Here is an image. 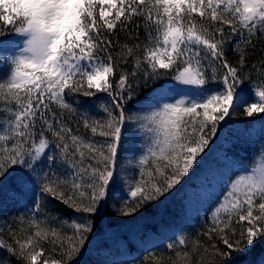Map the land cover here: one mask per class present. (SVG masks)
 <instances>
[{
	"label": "snow or ice",
	"instance_id": "6c2138e0",
	"mask_svg": "<svg viewBox=\"0 0 264 264\" xmlns=\"http://www.w3.org/2000/svg\"><path fill=\"white\" fill-rule=\"evenodd\" d=\"M9 36L0 39V188L14 178L32 199L0 222V264H77L89 217L110 196L121 197L119 217L156 207L226 118L243 110L264 121V56L252 59L264 52V0H0V37ZM131 125L143 143L128 152L133 175L117 178ZM251 161L209 193L199 229H178L140 264H229L264 240V141ZM61 208L80 215L65 219Z\"/></svg>",
	"mask_w": 264,
	"mask_h": 264
},
{
	"label": "rangeland",
	"instance_id": "374dc122",
	"mask_svg": "<svg viewBox=\"0 0 264 264\" xmlns=\"http://www.w3.org/2000/svg\"><path fill=\"white\" fill-rule=\"evenodd\" d=\"M103 96V94H102ZM89 111L96 113L94 104L89 105ZM221 123L218 135L214 137L210 150H206L203 160L196 166L194 171L190 173L187 183L176 192V197L171 207H175L179 211V217L168 224H161L159 232L148 233L142 246L147 249L154 247H163V243L168 242V238L177 233L178 229L187 227L189 231L197 229L203 222V210L209 200L210 192H215L219 189L222 182V177L234 172L238 166V161L252 166L251 155L253 146L258 150L261 142L264 141V121L257 117L251 127H239L238 125H230L231 123ZM143 143L142 133H138L135 125L130 128L125 138L121 141V155L118 158L121 161L116 167L118 178L127 176L129 169L125 168V162L130 157L128 152L134 147H141ZM173 198V199H174ZM178 234V233H177ZM163 242V243H162ZM99 253L106 259L115 261L132 260L140 256H112L108 250L89 248L81 256L82 264H94L100 258L94 260L93 256L89 255ZM99 264V263H96ZM259 264H264V255L260 259Z\"/></svg>",
	"mask_w": 264,
	"mask_h": 264
},
{
	"label": "trees",
	"instance_id": "16d2710c",
	"mask_svg": "<svg viewBox=\"0 0 264 264\" xmlns=\"http://www.w3.org/2000/svg\"><path fill=\"white\" fill-rule=\"evenodd\" d=\"M3 38L6 37H0V39ZM227 54L230 60L234 59L231 51H229ZM260 56H264V52L258 51L252 57L253 61L257 60ZM143 94L144 93L141 92V96H143ZM130 110L135 111L136 109L133 106ZM242 111L243 110H241V113L228 118L226 122H229L232 125H234L235 123H239L244 127H249L250 125H252V122L256 120V118H248L242 114ZM132 126L133 125H131L129 129L132 128ZM120 149L117 153L116 167L121 162L118 158V155L119 157L121 155ZM132 175L133 172L131 169H129L127 176ZM116 176L118 178L117 171ZM188 178L186 182L182 183V186H180L181 188H183L185 183H187ZM180 187L178 186L177 190L162 203H159L158 206L149 208L146 211L139 212L129 217H119L114 214L113 205L115 204L116 207H119L121 203V197H117L115 200H113L110 196L108 204L104 207V210L98 215V217H89L94 222V231L89 237V242L86 244L85 250L89 248H96L108 250L112 253V256H117V254L130 255L135 253L140 254V256L137 260L134 261L115 262V260H108L104 256H100L99 253H96L95 255H89V257L93 256L94 260L100 258L97 262L95 261L94 264H140V261L153 251H155L156 254L159 255L161 251H163V247L144 252L142 242L149 232H159L161 230V224H168L179 217V211H177L174 206L171 207V204L175 200V193L180 191ZM31 199V196L25 195L21 192V190L15 183V179L10 178L5 182L3 188H0V222L7 221L8 223H11L12 219L15 216L27 212L28 208L31 207ZM58 211H60V214L63 218L69 220L80 215L74 213L71 209L61 208ZM200 227H198L197 229H199ZM0 255H3V253L0 252ZM263 255L264 240H257L245 251L234 254L233 257L230 258L229 264H259L260 259ZM81 256L76 258L77 264H82Z\"/></svg>",
	"mask_w": 264,
	"mask_h": 264
}]
</instances>
